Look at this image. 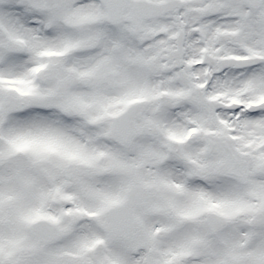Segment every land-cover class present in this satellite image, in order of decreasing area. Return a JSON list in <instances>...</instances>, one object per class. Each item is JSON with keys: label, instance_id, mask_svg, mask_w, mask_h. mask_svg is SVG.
Wrapping results in <instances>:
<instances>
[{"label": "snow or ice", "instance_id": "6c2138e0", "mask_svg": "<svg viewBox=\"0 0 264 264\" xmlns=\"http://www.w3.org/2000/svg\"><path fill=\"white\" fill-rule=\"evenodd\" d=\"M0 264H264V0H0Z\"/></svg>", "mask_w": 264, "mask_h": 264}]
</instances>
